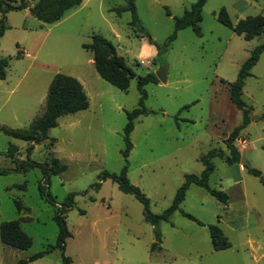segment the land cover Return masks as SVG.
Returning a JSON list of instances; mask_svg holds the SVG:
<instances>
[{"label":"rangeland","instance_id":"1","mask_svg":"<svg viewBox=\"0 0 264 264\" xmlns=\"http://www.w3.org/2000/svg\"><path fill=\"white\" fill-rule=\"evenodd\" d=\"M195 1L133 0L136 24L130 23L129 10H111L128 0H82L57 24L42 23L21 10L9 13L0 37V55L8 57L6 76L0 78V125L27 128L42 114L48 85L58 72L81 82L88 107L60 116L38 143L0 129V168L8 170L0 174V224L18 221L31 238L22 250L0 242V264H17L39 251L46 252L27 264H64L62 253L69 264H264V184L246 168H256L264 177V52L243 79L240 97L249 120L233 142L239 162L210 158L208 185L227 193V202L191 184L180 203L202 224L174 211L168 221H160V248L151 250L154 228L145 220L142 204L111 179L100 180L103 172L118 174L126 164L129 182L147 196L149 210L160 213L185 174L202 171L201 159L210 150L228 155L225 139L243 118L230 100L229 85L251 50L264 43V33L246 40L216 16L221 7L233 24L246 16H264V0H206L201 35L188 26L168 42L174 17ZM92 34L108 39L134 72L127 89L96 72L92 52L82 46ZM161 65L166 81L144 85L147 112L134 119L132 147L124 157L123 129L126 112L138 107V76L155 74ZM10 143L13 155L7 150ZM27 157L47 165L55 158L65 168L46 176L40 167L16 170ZM40 185L52 202L39 192ZM69 193L74 196L67 206ZM57 212L70 232L63 248L56 246ZM210 224L220 227L228 248L213 249Z\"/></svg>","mask_w":264,"mask_h":264},{"label":"trees","instance_id":"2","mask_svg":"<svg viewBox=\"0 0 264 264\" xmlns=\"http://www.w3.org/2000/svg\"><path fill=\"white\" fill-rule=\"evenodd\" d=\"M82 0H36L33 5H28L26 0H0V37L3 35L6 24V13L9 11L22 10L28 8L30 13L34 15L38 20L44 23H52L60 19L64 12L74 6L80 4ZM206 0H196L191 4L189 9H185L183 14L179 17H174V31L168 37V42L175 38L176 32L185 27H191L196 35H201L199 22L201 21V9ZM111 10L116 13H121L124 10H129L132 15L130 21L131 24L137 23L135 14V7L133 0H128V4L124 7H116ZM216 19L224 26L229 27L237 35L242 36L244 39L249 40L254 36L264 33V16L261 14L246 16L239 19L236 23H232L224 7H221L217 12ZM84 48L90 50L93 54V63L98 75L110 83L111 85L125 90L129 85L130 79L135 75L132 69L126 64L125 59L116 53L113 44L100 34H92L91 41L82 45ZM264 52V43L256 45L250 52L248 58L242 63L237 78L229 85V97L230 100L242 110L243 118L240 125L235 127L232 132L225 139L227 148L229 149L228 155L224 156L222 151L210 150L205 158L202 157L204 168L199 174L189 173L185 174L183 182L176 189L171 204L160 213H152L149 210V199L140 190V188L134 184H131L126 176L127 165L125 164L118 174L103 172L100 180L109 178L117 184L120 191L131 194L136 200H138L143 207V215L147 222H149L154 228L155 240L151 244V250L158 246L160 248L161 233L159 230L160 221H168L170 215L179 210L185 217L199 222L190 213H187L179 208L180 203L185 197V192L191 184H195L210 194L215 199L226 203L228 195L222 190H217L209 187L208 176L213 169V165L210 162V158L213 156L224 157L225 161L229 164L239 162L240 154L235 148L233 142L238 138V131L249 120V108L246 107L244 101L240 95L242 93L243 79L250 75V67L255 64L260 53ZM153 61V60H152ZM8 66V57L0 55V78L4 79L6 76V68ZM158 82V79L154 73H146L144 76H138L137 88L140 94L138 100V107L133 108L131 111L126 112V124L124 126V140L126 143L123 150V156L127 157L132 144L129 139V134L134 126V119L140 115L145 114L147 110L142 106L143 100L146 96L144 85L149 82ZM88 107V97L83 89L81 82L67 74L55 73L48 85L47 94L45 98V107L38 117L34 118L27 128H9L4 125H0V129L11 137H17L25 141H32L38 143L47 138L48 129L57 125V120L60 116L68 113H74L79 110L86 109ZM264 115V114H263ZM32 148V145L27 147V152ZM8 153L13 155L15 151V145L10 143L8 145ZM52 164V165H51ZM32 167H40L44 176L48 173H58L65 168V165L58 164L57 159L53 158L50 165L43 164L30 160L28 157L26 160L19 162L15 169L26 170ZM247 171L255 176L260 177V180L264 184V177L261 176V171L247 166ZM7 169L0 168V174L6 173ZM44 181V180H43ZM99 184V183H98ZM39 192L46 195L47 199L52 202L49 193L43 189L40 185ZM74 194L69 193L66 197L67 206H70L71 200ZM54 219L58 226L56 236V246L63 248L65 239L70 236V232L66 226L63 215L57 212L54 215ZM210 240L214 250L226 249L230 246L229 241L224 236L220 227L216 224H210L208 226ZM0 242L7 244L15 249H26L31 245V238L22 231L19 226V222L15 220L5 221L0 224ZM46 251H39L30 255L28 258L21 259L17 264H27L41 257ZM62 259L64 264L70 263V258L63 255Z\"/></svg>","mask_w":264,"mask_h":264},{"label":"crops","instance_id":"3","mask_svg":"<svg viewBox=\"0 0 264 264\" xmlns=\"http://www.w3.org/2000/svg\"><path fill=\"white\" fill-rule=\"evenodd\" d=\"M16 2L18 1V0H15ZM27 1V3H28V5H33L34 3H35V1L36 0H33V1H30V0H26ZM69 10V9H68ZM16 11H18V10H16ZM22 12H23V14L25 15V14H29V15H31V16H33L34 18H36L34 15H32L31 13H30V11H29V9L28 8H24V9H22L21 10ZM67 11V10H66ZM65 11V12H66ZM10 12H12V11H9V12H7L6 13V22H7V20H8V15H9V13ZM65 12H64V14H65ZM64 14L62 15V17L60 18V19H58V20H56L55 22H52V23H54V24H57V23H59V22H61L62 20H64V18H65V16H64ZM0 15H1V13H0ZM37 19V18H36ZM38 20V19H37ZM40 21V20H39ZM40 22H42V21H40ZM42 23H44V22H42ZM47 24H51V23H47ZM145 46H144V48H149L146 44H144ZM116 50V49H115ZM92 61V63H93V60H91ZM94 64V63H93Z\"/></svg>","mask_w":264,"mask_h":264},{"label":"water","instance_id":"4","mask_svg":"<svg viewBox=\"0 0 264 264\" xmlns=\"http://www.w3.org/2000/svg\"><path fill=\"white\" fill-rule=\"evenodd\" d=\"M155 75L157 77V79L161 82H165L166 78H165V67L164 66H160L156 71H155ZM241 164L245 165L246 161L243 157H241Z\"/></svg>","mask_w":264,"mask_h":264}]
</instances>
